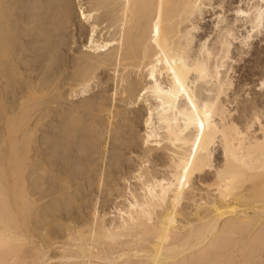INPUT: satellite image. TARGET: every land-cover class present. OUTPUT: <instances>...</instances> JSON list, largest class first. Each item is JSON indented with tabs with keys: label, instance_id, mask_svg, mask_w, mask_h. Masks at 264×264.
<instances>
[{
	"label": "bare ground",
	"instance_id": "bare-ground-1",
	"mask_svg": "<svg viewBox=\"0 0 264 264\" xmlns=\"http://www.w3.org/2000/svg\"><path fill=\"white\" fill-rule=\"evenodd\" d=\"M91 1L89 13L80 10V18L92 19L95 14L92 12L102 9L100 21L107 22L105 28H112L113 33L105 41H99L101 38H95L97 25H92L87 39V49L92 56L81 57L79 64L68 72L67 63L57 57L65 43L58 49L53 47L54 55L50 47L44 48L45 53H51L49 60L46 58L48 61L44 54H36V46L46 40L45 28L40 25L45 18L49 21L45 12L39 13L41 1L29 7L30 12L32 9L35 13L27 12L24 17L19 9L26 7L25 3L0 0V264H44L50 260L48 250L58 242L49 240L47 234L34 240L38 203L34 193L28 191L27 183L34 181L30 176L36 171L39 176L32 173L31 177L38 176L34 177L40 180L38 186L47 182L44 180L48 175L56 177L53 179L56 181L60 176L57 165L65 168L74 164L71 175L76 174L73 168L78 166L75 161L80 149L77 155H73V151L77 149L74 142L80 117L73 119L78 111L74 113L70 108L73 116L68 108L63 113L67 110V115L73 117L72 122L68 121L70 118H67L69 123L63 120L67 115L63 117L62 108L58 110L59 98L62 100L63 94L74 98L84 95L92 89L104 68L119 73L123 100H150L151 104H146L144 125L147 131L143 143L151 142L155 149L168 152L166 171L158 176L146 169L137 171L134 179L139 192H127L129 197L124 200L125 204L115 208L117 220L109 224L95 221L85 234L74 227L72 231L66 228V239L59 243V259L66 264H90L89 260L103 264H264V123L261 120L264 113L255 107L249 109V114L242 110L246 118L243 128L228 118L231 109L228 110L225 103L230 98L226 102L221 99L232 85L225 59L233 61V56L228 55L232 53V42L238 37L233 26L226 25L217 30L218 35L223 33L217 40L215 53H212L214 49L210 51L206 47L209 35L200 36L197 52L190 49L191 32L198 31L196 24L204 19L202 15L211 12L209 16L217 19L214 28L223 22L221 11L213 13V5L221 9L222 1L214 0L213 4H210L212 0ZM248 1L245 10H234L233 22L240 23L237 27L244 31L239 39L242 45H248L246 43L264 26V0ZM22 18H25V29L19 28L20 32L18 25ZM185 22L189 23V28ZM218 52L221 56L217 59ZM44 61L48 62L47 72L42 76L44 83H34L36 69ZM134 72H142L148 85L139 88L138 82L130 78ZM162 73L166 74V81L159 78ZM259 85L263 88V80ZM64 89L67 93L62 92ZM233 102L234 99L227 103ZM45 106L50 110L51 106L58 107L62 118L49 115L56 109L45 110L44 118H48L52 126L44 137L49 147L46 146V151L49 149L48 155H51L40 170L38 161L34 159L36 165L32 161L31 152L38 150L35 145L36 151L33 149L35 136L31 126L33 114ZM92 108L88 107L91 111ZM41 120H36L37 125H34L40 128L44 125ZM62 120L72 125V129ZM58 122L64 125H59L62 131L56 127ZM253 126H257L256 129L249 132ZM66 128L70 130L66 132L68 136L63 133ZM206 171L212 172L210 187L214 188L216 197L204 206L194 205L191 217H184L177 224L173 199L169 206L166 200L183 197V190L190 188L193 178ZM59 178L56 185L62 194L59 189L68 191L71 184ZM250 213L253 217H249Z\"/></svg>",
	"mask_w": 264,
	"mask_h": 264
},
{
	"label": "rangeland",
	"instance_id": "rangeland-1",
	"mask_svg": "<svg viewBox=\"0 0 264 264\" xmlns=\"http://www.w3.org/2000/svg\"><path fill=\"white\" fill-rule=\"evenodd\" d=\"M40 1L42 4L40 3ZM221 1V9L219 7H216L217 5L214 4L213 13L218 14L219 11H221L220 16H223V22L217 24V26H219L218 28H214L217 19H215L214 16H209L211 12L202 15L204 19L197 21L196 24L198 31L191 32V34L193 35V39L190 45V49L191 52H197L199 47L198 45H200V42L198 41L201 38L200 36L209 35L206 40V47H208L209 50L214 49L213 51H210H212V53H215V50L217 51L218 49L215 48L218 46L217 40H220L218 38H220V35H222L223 33L221 32L218 35L217 30L222 29L223 27L225 28L226 25L233 26L234 33L236 32L235 36L238 37L237 40L232 42V47L230 48V51L232 53L228 55L229 57L233 56V61L225 59V62L223 60L225 62V66L227 65L225 68H228L227 76L230 78L232 85L226 91V96H223L221 99L224 102H226L225 100H228L229 98L230 99L228 101L234 99L233 103H227L228 101L226 102L227 104L225 103V107L227 106L226 108L228 110L231 109L230 115L232 117L230 116L228 118L235 120L236 122H238V126H242L244 128L246 118L242 113V110H247L246 113L249 114V109L255 107L258 112L264 113V86L262 88L259 85L262 80L264 82V26L261 29L260 33L255 34L253 38L248 41V43H246L248 45L239 44V39L241 38L240 35H243L244 31L243 28L237 27L240 23L233 22L235 18L234 10L236 8L245 10L248 0ZM250 1L253 0H249L248 2L251 3ZM14 2L18 4L25 3L26 7H21L19 9L20 12L18 10L19 13H23L21 16L24 17L28 13L32 14L33 12H36V10L32 11V9L30 12L29 7L31 8V5H38L39 3L41 4V8L43 10L41 11L40 8V12H38H45L44 14H46L49 21L46 22L45 18L40 25L45 28V32L43 33V35L45 36L46 40H43L44 43L38 44L36 46L37 48L34 46L36 48V54H44L45 60H49L48 56L50 57L52 52L55 54V50L53 49V47L58 49V47H61L60 45H64L65 43L66 46L61 48V51L57 55V57L67 63L65 64V66L66 71L68 72L75 68V64H79L81 57L84 58L85 56H90L92 54L91 50L87 49V39L89 37L92 25H97L95 38H101L99 41H105L113 33L112 28H105L106 26L104 25L107 22L103 20V22L100 21V19H102V9L98 10L97 12H92L95 13L93 14L92 19L82 20L80 18V10L83 12L85 11L84 13H87L90 9V4H92L93 2L91 0H14ZM213 2L214 0H212L210 4H213ZM98 16H100V18ZM24 19L22 18L21 23L18 25V31H20L19 28L21 29V31L25 29ZM185 24L188 28L190 27L189 23L185 22ZM185 24L184 27H186ZM22 27L24 29H22ZM103 28H105L106 30ZM47 47L48 49L49 47L51 48V53L44 52V48L46 49ZM53 53L52 55H54ZM218 53L219 54H217L216 56L217 59L218 56H221V53ZM47 61H44L42 64L38 65L39 67H37L33 78L34 83H44V77L42 78V76L44 72H47ZM102 71L104 72H102L103 74L100 76V78L94 80L91 86L92 89L84 95L82 94L78 97L75 96L74 98L68 96L67 94H63L61 96L62 100H60L61 98H59L58 102L63 106L60 105L59 107V104H57L59 108L56 107L55 110L53 107L55 105H53L50 107V110L47 109V106L49 107V105H47L45 106L46 109L42 107V109H40V112L39 110H37V112L33 114L34 116H32L31 132L34 133L35 136V139L33 138L35 142V144L33 143V147L35 145L38 151H36L34 147L33 149L36 152H31L33 160L31 157L30 158L35 163L34 164L31 161L34 165L37 164L34 159L38 161L37 167L40 170L41 165L45 164L48 160V156L51 155V153H49L48 155V152H50L49 149L48 151H46V146L48 147V145L46 143L47 138L44 139V137L48 136V133L50 132V130H52L50 129V127L52 126L50 125V120L48 118H44L47 115L45 114V110H48V112L54 110L58 111L62 108V116L65 117L67 115L66 111L70 108H73L74 113L75 111H78L80 115L78 116L79 113L76 112L77 115L75 113L74 116L73 114H71L73 112H71L70 109L69 114L73 115L74 118L67 115L68 117L66 116V119L63 120L67 121L69 118L75 119V117L81 118L78 119V121L80 122V126L78 125V136L75 137L77 140L75 139L76 142H74L76 144L74 148L77 149L73 151L74 155L77 153L76 151L78 149L81 150H78L77 154L79 155L76 154L78 160L76 159L75 162L78 163V166H76L77 168H73V172L76 174L71 175V167L74 166V164H72L71 167L65 165V168H71L69 169L70 173H68V171L63 167L61 168L58 165L56 167V171H59V177H61L58 178L63 180L66 179L70 182L71 187L69 188V190L61 191V189H59L60 192H62V194H60L57 187L58 185H56L58 183V178L55 181L53 179H55L56 177L49 178L50 175H48V173V177H46L47 175L45 174L46 180L44 181L47 182H44L45 184L43 186H38V184H40V180H35V176L38 175L37 171L36 173L31 172V176L32 173L37 175H33V177L29 175L30 178L34 179V181L31 179L32 182L27 183V189L29 192L34 193L35 201L36 203H38V208L36 211L37 216L36 218H34L33 224L36 229L34 233V240L38 241L37 237H44V235L47 234L49 240L58 242L48 250L47 256H49L50 260L45 262L44 264H66L59 259V249L61 247L59 243L64 242V240L66 239V232L64 231L66 228L70 229L69 231H72L74 227L77 230H81L85 234L87 233V228H89L95 221L103 220L105 223L109 224L110 222L117 220V213L115 208L122 207L125 204L124 200L129 197L127 192H139V185L134 179L137 171H139L140 169H146L148 171H151V173L153 174H157V176L160 174L162 175V173L164 174V172L166 171L165 165L167 164L168 152L164 149H155V145L153 143L152 145L151 142H149L148 144L143 143L145 135L144 133L147 131V129L145 130L146 127L144 125V119L146 117L145 112L149 103L151 104L150 100L144 101V99H146L144 98L143 101L139 99L140 101L135 100L136 102L133 100L132 102L130 101L131 103L126 102L125 100H123V84L119 82V73H113V71H109L108 68H104ZM96 73L98 74L99 72L97 71ZM165 75V73H162L159 78H162V81H166L167 77ZM130 78L135 82H138L139 88L148 85L147 78L143 77L142 72H134V74L131 73ZM66 89L68 90V87ZM66 89H64L65 91L62 92L67 93ZM68 94H70L69 91ZM234 94L236 97L232 96ZM60 101L62 102L60 103ZM87 105L88 107H93V110H89L90 108L88 109ZM75 107L79 110H75ZM80 107L83 110H81ZM65 109H67L66 111H64L66 114L63 113V110ZM55 111L54 113H49V115H52L51 117H53V115L55 114L56 116L61 114V112H59L60 110L57 113ZM81 115L83 116L81 117ZM59 116L60 118H62L61 115ZM92 116H94L95 119ZM262 116L263 117L261 118V120L263 124L264 115ZM92 118L93 122L91 121ZM70 119L68 121L72 122V119ZM36 120L43 121L44 125H41L40 128L36 127ZM57 120L61 121L60 119ZM66 121H63L64 125ZM91 122L94 124H92ZM54 124H56V122H54ZM62 124L60 125V122H58V124L56 125L58 131L63 130L60 129ZM89 124H92V128H90ZM64 125L62 127H64ZM69 125L67 124V127ZM71 126L72 125H70V128ZM35 127L37 130L33 129ZM256 127L257 126H253L249 132H252V130L256 129ZM68 128H66V131L64 130L65 132L63 131V133L67 136L69 134H67L66 132L70 129ZM53 129L58 134L57 129ZM32 130L36 131L33 132ZM68 133H70V130ZM89 134L91 137L89 136ZM255 134L258 135L257 132ZM23 135H26V133H23ZM63 136L64 138L66 137L65 135ZM94 139H98V142L94 141ZM43 140H45V145H43ZM69 140L70 139H68V141ZM62 150L64 149L62 148ZM147 151L149 153H147ZM76 163L75 165H77ZM39 169L38 173L40 171ZM52 175L53 174H51V176ZM212 178V172L206 171L205 173L193 178L190 183V188H186L183 190V197H169L166 200V206H169V202L173 199L172 201L175 207L174 209L178 214L176 218H174V220H177V224L178 221L181 222L184 217H191L190 215L193 211L194 205L199 204L200 206H204L216 197L217 194L213 190L214 188L210 187L211 182H213ZM38 179H40V177ZM36 182L38 183L36 184ZM159 212L160 211H158V213ZM249 217H253V214L250 213ZM142 244L145 245L146 243ZM27 247L28 246H25V248ZM140 259H144V261H150L146 258ZM89 263L103 264V262H95L94 260H89Z\"/></svg>",
	"mask_w": 264,
	"mask_h": 264
},
{
	"label": "snow or ice",
	"instance_id": "snow-or-ice-1",
	"mask_svg": "<svg viewBox=\"0 0 264 264\" xmlns=\"http://www.w3.org/2000/svg\"><path fill=\"white\" fill-rule=\"evenodd\" d=\"M241 15H243V13H240ZM262 14H264V13H262ZM189 103H191V101H189ZM203 127V125H201V128ZM189 163H190V161H189ZM185 172H187V168H185ZM181 183L183 184V179L181 180Z\"/></svg>",
	"mask_w": 264,
	"mask_h": 264
}]
</instances>
